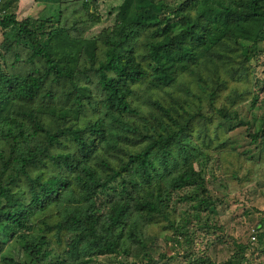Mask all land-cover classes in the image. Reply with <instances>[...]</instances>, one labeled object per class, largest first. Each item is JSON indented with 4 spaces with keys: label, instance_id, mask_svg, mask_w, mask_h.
<instances>
[{
    "label": "trees",
    "instance_id": "16d2710c",
    "mask_svg": "<svg viewBox=\"0 0 264 264\" xmlns=\"http://www.w3.org/2000/svg\"><path fill=\"white\" fill-rule=\"evenodd\" d=\"M167 1L119 0L106 10L81 0L68 16L59 6L52 17L17 20L19 0H0L8 42L0 57L13 50L8 70L0 65V264H97L100 256L169 264L155 257L159 238L188 243L218 229L202 152L212 137L195 120L209 118L206 96L222 118L216 135L251 124L213 101L228 78L245 80L242 66L264 39V0ZM184 75L197 93L175 86ZM141 84L162 92L144 97L145 110L133 104ZM254 121L250 135L261 132L264 148V115ZM255 227L257 246L235 243L224 262L199 263L251 264L246 250L264 251L262 222Z\"/></svg>",
    "mask_w": 264,
    "mask_h": 264
},
{
    "label": "rangeland",
    "instance_id": "374dc122",
    "mask_svg": "<svg viewBox=\"0 0 264 264\" xmlns=\"http://www.w3.org/2000/svg\"><path fill=\"white\" fill-rule=\"evenodd\" d=\"M55 1L49 3L47 0H19L16 18L17 20H22L28 17V15L38 18L52 17L58 13L59 6H62L60 16H68L71 10L81 2V0ZM98 1L102 3L104 9L108 10L112 4L117 3L119 0ZM169 1L167 3L171 5L173 0ZM65 5H67L66 11L63 10ZM165 13H169V10L166 9ZM169 14L171 16L172 12ZM102 25H96L92 30L98 32ZM50 26L52 25H47L46 29L48 30ZM13 37L21 43L25 42V37L21 33L20 35H16V32H13ZM5 43L8 42L4 40V36L0 30V53L4 51L5 46L3 45ZM21 43H17V46L22 45ZM255 49L257 51H254L255 56L251 63L247 61L242 66L244 69H248H246V72L245 70L243 71L245 73V80L238 81L228 78L227 87L219 90L213 101L214 108L224 106L228 111L236 112L238 117L249 120L251 124L237 127L232 131H225V129L219 128L216 135L214 128L222 118L220 119L217 113L208 107L206 96H203L205 101L202 103V113L209 118L205 121L201 119L199 121L195 120L198 124L206 123L207 126H205L209 131V136L212 137V141L207 146L202 147V152L209 159L206 168H212L211 173H206V178L209 179V194L212 201L215 202L218 212L214 219H212L215 221L218 229L215 232H211L213 229L205 228L206 231L211 233L205 231L196 232L191 235V242L188 243L175 242L171 234L168 235L170 239L165 238V236L159 238L153 246V248L157 249L155 257H159V252H161L160 257L162 253L166 254L165 256L168 255L171 260L169 264H205L199 263V260L204 258H209L219 263L224 262L227 256L234 250L231 247H234L235 243H250V231L256 225L258 226V221L262 222L264 228L263 135L261 132L258 133L259 135L255 141H253L250 135L255 131L254 118L258 119L264 115V39L259 41ZM12 51L9 54H5V61L13 59ZM25 53L23 51V54ZM5 61L0 57V65L8 70L4 64ZM16 66H22V62H18ZM223 77L226 78L224 74ZM178 79L180 84H175L176 87L179 88L180 85H183L181 83L183 81L185 84L188 83L193 92H198L193 77L184 75L183 78L179 77ZM144 87L145 84H141L137 87V90L138 88L144 89ZM178 88H171L170 91L182 93ZM138 92L140 96L133 99V104L138 105L141 109L146 107L143 103L144 97L162 96V92L160 91L146 93L138 90ZM254 97H256V100H253ZM82 120H84V117H82ZM222 142L227 143L221 146ZM102 196L105 198L107 194L103 193ZM212 225L214 224L212 223ZM258 230H261V227ZM250 244L251 246H257L258 243L257 240H254ZM186 253H190L191 255L184 256ZM246 256L251 264H264L262 246L259 249L248 248ZM162 258L160 259L161 263L165 260ZM123 259L124 257L122 256L110 257V260L115 262V264ZM95 261L97 264H107L108 259L107 257L100 256Z\"/></svg>",
    "mask_w": 264,
    "mask_h": 264
}]
</instances>
